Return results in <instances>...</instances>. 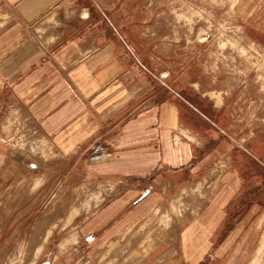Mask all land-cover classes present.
Masks as SVG:
<instances>
[{
	"label": "crops",
	"instance_id": "0c3cea01",
	"mask_svg": "<svg viewBox=\"0 0 264 264\" xmlns=\"http://www.w3.org/2000/svg\"><path fill=\"white\" fill-rule=\"evenodd\" d=\"M95 8L91 16L83 0H0V118L21 112L19 133L0 128V185L25 190L10 230L50 185L53 170L28 188L24 177L45 167L38 142L47 141L67 176L80 164L98 182L83 189L110 183L118 191L98 205L86 198L78 215L68 210L35 264H108L101 259L112 243L131 242L171 190L196 183L214 184L210 198L174 239L151 231L134 247L151 238L145 258L113 264H249L264 235L262 153L219 138L223 106L207 94L166 91L106 6Z\"/></svg>",
	"mask_w": 264,
	"mask_h": 264
},
{
	"label": "rangeland",
	"instance_id": "374dc122",
	"mask_svg": "<svg viewBox=\"0 0 264 264\" xmlns=\"http://www.w3.org/2000/svg\"><path fill=\"white\" fill-rule=\"evenodd\" d=\"M83 1L91 16L96 15L97 4L106 6L108 20L121 26L143 63L148 65L156 81L162 82L166 91L207 94L218 106L222 105L218 120L219 138L225 134L234 139L235 147L260 151L263 157L259 159L264 164V0ZM84 14L87 16L88 13ZM65 16L68 17L69 13ZM253 24H262V32L254 29ZM57 25L53 17L51 26ZM50 28L38 34L43 36ZM11 111L1 116L0 128L3 130V125H7L4 131L19 133L21 125L15 120L21 112ZM38 144L43 152L39 158L45 167L35 174L24 175L25 180L30 181L27 188L39 176L45 178L47 175L48 179L45 172L53 170L49 174L50 185L43 190L28 218L15 223L11 230L15 215L11 209L20 198L19 193L25 190L22 183L18 188L5 190L0 185V264H35L68 210H72V216L78 215L86 198L98 205L118 191L117 185L110 183L83 189L98 182L84 174L82 168L77 170L80 164L67 176V161L47 156L51 152L47 149L49 142ZM224 145L225 148L233 146L226 140ZM213 187V183L208 188L196 183L179 192L171 190L166 196V205L156 208L151 220L139 228L131 242L124 245L112 243L101 262L108 260V264H113L120 260L145 258L151 249V238L134 247L151 231L157 234L161 229L168 230L174 239L173 234L190 222L188 217H194L204 207ZM42 189L43 186L32 190V197ZM45 239L46 244L35 261L34 253ZM249 264H264V235Z\"/></svg>",
	"mask_w": 264,
	"mask_h": 264
}]
</instances>
